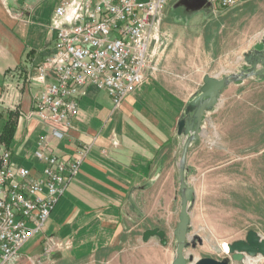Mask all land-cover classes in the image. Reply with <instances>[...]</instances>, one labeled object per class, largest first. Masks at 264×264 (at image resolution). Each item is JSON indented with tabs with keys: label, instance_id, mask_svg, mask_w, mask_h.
<instances>
[{
	"label": "crops",
	"instance_id": "1",
	"mask_svg": "<svg viewBox=\"0 0 264 264\" xmlns=\"http://www.w3.org/2000/svg\"><path fill=\"white\" fill-rule=\"evenodd\" d=\"M253 1L246 0L239 7ZM61 2L64 0H0V112H11L17 124L10 148L1 144L11 149L15 164L35 166L39 171L34 152L43 148V140L48 142L50 153L64 159L88 149L80 173L47 224V235L59 236L67 243L66 251L53 255L59 264H173V233L182 209L178 163L185 142L177 134L178 123L188 103L200 93L205 76L224 77L233 72H228L215 54L213 73L214 59L197 57L193 47L190 51L176 31L163 25L162 43L151 50L154 70L146 72L145 82L121 108L116 109L107 91L91 86L81 97L69 130L29 119L27 114L44 89L34 77L53 52L55 34L50 25ZM212 10L213 14L225 11ZM259 35V43L252 44L242 56L263 49L264 28ZM216 110L205 114L202 138L190 146L187 163L189 185L196 193L193 205L201 200V172L217 170L216 166L205 170L200 163L204 151L213 144L212 128L219 119ZM55 127L65 132V139L53 137ZM148 229L165 230L171 238L169 246H162L158 238L144 242ZM32 239L23 253L41 251L40 258L48 260L43 236Z\"/></svg>",
	"mask_w": 264,
	"mask_h": 264
},
{
	"label": "built area",
	"instance_id": "2",
	"mask_svg": "<svg viewBox=\"0 0 264 264\" xmlns=\"http://www.w3.org/2000/svg\"><path fill=\"white\" fill-rule=\"evenodd\" d=\"M179 0H64L56 8L50 31L52 53L37 69L44 86L29 119L73 127L79 101L88 87L108 92L116 109L135 93L154 70L151 50L162 42V21ZM214 9L229 10L246 0H204ZM53 77V81L49 80ZM54 128L53 137L65 139ZM34 152L40 171L13 162L11 149L0 143V264H16L28 242L43 236L46 254L67 247L59 236L47 235V224L71 181L80 173L88 149L70 159Z\"/></svg>",
	"mask_w": 264,
	"mask_h": 264
},
{
	"label": "rangeland",
	"instance_id": "3",
	"mask_svg": "<svg viewBox=\"0 0 264 264\" xmlns=\"http://www.w3.org/2000/svg\"><path fill=\"white\" fill-rule=\"evenodd\" d=\"M194 4H179L183 10L178 12H172L175 8L170 6L164 26L176 31L181 44L190 47V51L193 47L197 57L214 59L213 73H216L215 54L228 72L246 69L242 54L259 43V31L264 28V0L217 14L200 8L205 4L203 1L196 0ZM234 60L237 63H232ZM248 80L242 86L229 87L214 109L219 107L216 110L219 119L212 128L213 144L204 151L200 163L205 170L213 166L217 170L201 172L198 182L201 200L192 207L190 235L203 240L195 250L190 249L196 258L209 256L222 260L228 254L227 245L244 240L251 229L264 238V81ZM219 133L221 146H218ZM40 255L41 251L23 253L16 264H59L51 254L44 252L48 260ZM254 260L264 264V258Z\"/></svg>",
	"mask_w": 264,
	"mask_h": 264
},
{
	"label": "water",
	"instance_id": "4",
	"mask_svg": "<svg viewBox=\"0 0 264 264\" xmlns=\"http://www.w3.org/2000/svg\"><path fill=\"white\" fill-rule=\"evenodd\" d=\"M195 1L179 0L173 7L177 8L180 7L179 4L189 5V3L193 6ZM197 1L205 3L200 8L212 10V6L206 1ZM244 57L247 67L239 73H231L224 77L205 76L200 93L188 103L178 123L177 134L180 137H184L185 142L182 156L178 163L180 178L179 193L182 209L179 216V224L173 233V237L176 238V259L173 264H242L247 258H264V238L253 229L246 234L244 240H237V242L228 244L230 253L222 258V260L209 256L197 259L193 253L190 255L186 253L189 249L195 250L198 247V243L200 245L203 244L201 237L190 235L192 206L196 196L194 187L189 185L188 181L189 168L187 161L190 146L201 140L205 114L212 112L219 105L222 94L231 84L243 83L251 78L261 79V77H264V47L260 50L256 49L248 52ZM151 238L160 239L161 245L164 247L169 246L171 240L167 232L160 229H148L143 234L144 242L147 243Z\"/></svg>",
	"mask_w": 264,
	"mask_h": 264
},
{
	"label": "trees",
	"instance_id": "5",
	"mask_svg": "<svg viewBox=\"0 0 264 264\" xmlns=\"http://www.w3.org/2000/svg\"><path fill=\"white\" fill-rule=\"evenodd\" d=\"M178 9L183 10L181 8H177V9H174V11L172 12H178L177 11ZM164 22H165V19L163 21V25H165ZM163 25L162 27H164ZM261 78H264V77H261ZM16 129H17V124H16V120L13 118V114L9 112L5 115L4 112H0V143L5 145L6 148H10L12 142L14 141Z\"/></svg>",
	"mask_w": 264,
	"mask_h": 264
},
{
	"label": "bare ground",
	"instance_id": "6",
	"mask_svg": "<svg viewBox=\"0 0 264 264\" xmlns=\"http://www.w3.org/2000/svg\"><path fill=\"white\" fill-rule=\"evenodd\" d=\"M227 251H228V254L230 253L229 251V248H228V245H227ZM252 259H256V258H252ZM251 258H247L245 261L248 262V264H256V261L255 260H252Z\"/></svg>",
	"mask_w": 264,
	"mask_h": 264
}]
</instances>
